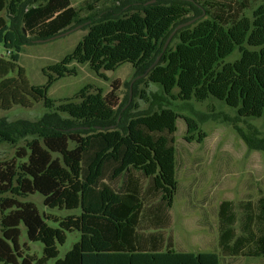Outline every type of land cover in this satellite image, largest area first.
Returning <instances> with one entry per match:
<instances>
[{"label": "trees", "instance_id": "obj_1", "mask_svg": "<svg viewBox=\"0 0 264 264\" xmlns=\"http://www.w3.org/2000/svg\"><path fill=\"white\" fill-rule=\"evenodd\" d=\"M247 8L246 0H113L81 17L71 0H0V44L9 54L8 59L0 57V109L30 101H41L47 109L37 122L0 124V144H15L16 133L33 136L16 154L23 161L0 164V264H222L229 256L264 259V194L255 203L240 204L239 232L233 202L219 204V251L175 250L165 233L170 227L167 211L178 191L177 117L172 108L130 114L131 106L124 108L127 98L119 102L117 86L105 91L85 84L58 100L48 95L60 78L76 75L78 65H87L104 81L109 80L105 72L124 64L143 75L178 24L205 12L211 21L231 26ZM79 24L85 32L73 49L42 69L45 84H30L18 66L25 43L51 39ZM251 145L264 150V140ZM139 179L146 181L144 189ZM35 193L49 209L79 213L64 218L40 214L34 203L20 200ZM151 196L157 204L146 203ZM21 226L29 242L43 245L41 256L20 244ZM72 231L79 232V240L58 258V246Z\"/></svg>", "mask_w": 264, "mask_h": 264}, {"label": "rangeland", "instance_id": "obj_2", "mask_svg": "<svg viewBox=\"0 0 264 264\" xmlns=\"http://www.w3.org/2000/svg\"><path fill=\"white\" fill-rule=\"evenodd\" d=\"M246 1L248 8L234 25L224 26L204 15L182 29L143 75H137L131 65L124 64L116 71L105 72L109 80L104 81L87 65H78L76 75L60 78L48 91L49 97L58 100L72 96L85 84L105 91L117 86L119 102L127 98L124 108L130 105V114L159 106L175 111L178 191L167 211L170 227L165 233L170 234L177 251H219V204L225 200L233 202L235 229L239 232L240 204L255 203L264 194V150L251 145L264 140V3ZM71 2L79 10V16L85 17L108 7L113 0ZM1 15L8 19L6 11ZM84 32L79 24L45 41H27L18 66L24 69L29 83L45 84L47 78L42 69L71 51ZM0 57L9 58L2 44ZM46 113L41 101H30L27 106L13 105L8 110L0 109V124L18 126L20 122H37ZM16 136L15 144H0V164L23 161L16 154L33 136L17 133ZM139 182L144 189L146 181L139 179ZM151 197L146 203L157 204ZM20 200L30 201L40 214L56 218L79 213V210L49 209L38 193ZM1 216L0 213V221ZM20 229V244L25 243L29 253L41 256L43 245L29 242L25 227ZM79 238L78 231L67 232L66 241L58 246V258ZM53 263L54 260L48 262ZM222 264H264V259L229 256Z\"/></svg>", "mask_w": 264, "mask_h": 264}, {"label": "water", "instance_id": "obj_3", "mask_svg": "<svg viewBox=\"0 0 264 264\" xmlns=\"http://www.w3.org/2000/svg\"><path fill=\"white\" fill-rule=\"evenodd\" d=\"M205 15V12H203L201 15L197 16V17H194L192 19H190L189 21L185 22V23H181V24H178L173 30L172 32L170 33V35L168 36V38L166 39L164 45H163V49H162V52L160 53V55L157 57V59L155 60V62L148 68V70L158 61V59L160 58V56L162 55V53L165 51V49L167 48L169 42L171 41V39L173 38V36L175 35V33L181 29L182 27L184 26H188L190 24H192L194 21H196L197 19H199L201 16H204ZM60 35V34H59ZM58 36V35H57ZM57 36H54V37H57ZM52 37V38H54ZM147 70V71H148ZM130 97H131V94H130Z\"/></svg>", "mask_w": 264, "mask_h": 264}]
</instances>
